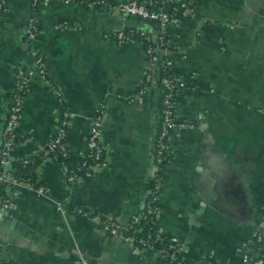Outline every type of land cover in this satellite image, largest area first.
Wrapping results in <instances>:
<instances>
[{
  "label": "crops",
  "instance_id": "0c3cea01",
  "mask_svg": "<svg viewBox=\"0 0 264 264\" xmlns=\"http://www.w3.org/2000/svg\"><path fill=\"white\" fill-rule=\"evenodd\" d=\"M181 2L191 13L170 26V35L177 50L174 74L185 82L177 93V116L190 126L169 137L155 228L162 238L176 237L191 264H245V255L264 264V0H169L163 8L178 13ZM0 4V132L22 67L31 86L16 128L17 152L42 150L66 123L67 147L82 156L101 104L110 149L108 165L80 182H68L59 160L51 159L39 172L47 194L12 190L14 207L0 208V260L156 264L160 260L73 209L124 222L143 211L162 89L154 84L142 104L133 100L150 58L142 42L120 44L114 34L145 29L154 35L156 25L61 0ZM31 21L35 39L28 36ZM36 55L43 57L46 78Z\"/></svg>",
  "mask_w": 264,
  "mask_h": 264
},
{
  "label": "built area",
  "instance_id": "2783aa9c",
  "mask_svg": "<svg viewBox=\"0 0 264 264\" xmlns=\"http://www.w3.org/2000/svg\"><path fill=\"white\" fill-rule=\"evenodd\" d=\"M40 0H33V2L39 3ZM49 1V0H48ZM67 4H78L77 0H61ZM92 3V4H91ZM90 3V6H96L99 8H107L113 12L121 13L125 16H135L146 22L153 23L157 27L156 33H154L153 40L157 41L159 45L165 46L163 51H156L152 46H147L145 48L146 54L150 58V68L162 69L168 67H174L175 59L169 55L167 52L168 45L166 41H164L165 33H170V26L178 24L181 19L185 16H188L191 13V8L183 2L181 4V11L170 12L163 8L165 2L162 4H154L153 7H149L150 2L147 0H124L117 4H105L103 0H94ZM162 5V6H161ZM3 7V4H0V9ZM141 30L140 35L145 38L148 42L151 41V33L146 31L145 29ZM28 36L30 39H35L38 35L37 28L35 26L34 21H31L28 26ZM114 38L116 42L120 44H133L136 42L144 41L139 38H135L132 33H127V31H120L114 34ZM168 44L171 45V38L168 40ZM36 65L38 67L39 73L44 78L47 77V72L44 67L43 57L36 55ZM154 73L146 72L145 77L142 80L140 85V90L133 97L135 102L142 104L145 99V95L149 92L150 87L156 84V76ZM31 75L24 70L22 67L18 68V79L17 83L14 87V93L12 96V105L9 109V112L6 116V127L0 132V208L7 211L14 207V195L13 189H4V184H12L14 187H25L29 189H33L37 191L39 194H47V189L40 185L35 188L34 185L30 183H26L20 181L19 179L13 176L14 168L12 166V162L15 159L14 155L11 153V150L14 146V140L16 139V128L22 118V106L23 100L25 96L30 91L31 86ZM149 82V83H147ZM163 92V114L164 120L162 128H160L155 137V146L153 149V160L151 167V177L155 178L156 186L155 188L148 187L147 196L150 197V201L147 203V213L152 215V222L155 228V222L160 215L161 207H160V190L163 184V178L160 173L163 169H165L166 162L164 161L167 158V154L170 152L169 146V137L176 130H182L190 126L187 122L176 123L175 116H177V93L178 91L185 86V82L175 74L172 75V78H164L162 80V84L159 85ZM57 90V88L54 87ZM177 90V91H176ZM176 92V94H175ZM61 95V93L59 92ZM67 115V113H66ZM107 115V108L105 104H101L97 106L95 109V115L91 121L89 126V130L87 133V151L89 152L88 157L93 159V163H90L87 166V169L81 173H79L75 169H71L70 171L67 169V165H62L66 170L67 180L70 183L80 182L85 173H96L98 171L103 170L108 163L110 162V149L104 137V122ZM67 126L66 123L62 124L56 133L47 141L46 145L48 148L45 151L46 154L50 152H55L56 150L63 151L69 150L67 148ZM56 154V152H55ZM83 157H86L82 155ZM58 155H55L53 158H49L48 160L58 159ZM47 160V161H48ZM45 161V162H47ZM44 162V163H45ZM81 169V167L79 168ZM40 181V178H39ZM60 207H64L65 203L59 202ZM75 210L83 216L93 218L101 223L104 230L112 236L124 237L122 230L125 229L129 224L140 223L142 220V213L139 215H135L130 220L124 222L120 218H114L106 215L103 217L99 213H94L95 210H89L84 208H75ZM91 211V212H90ZM143 227H139L136 230H142ZM156 229V228H155ZM158 235L160 239L167 242L169 245L174 246L176 248L175 251L166 253V249L164 248H156L152 247V255L156 260L163 261V259L167 260L166 264H170L176 260L177 255L182 256V246L180 241L173 236L168 237L167 239L162 238L159 231ZM130 242H135V239L131 237L129 239ZM148 241L146 239H140L139 244L142 246L147 245ZM82 259H84L82 257ZM170 259V261H169ZM250 261V256H244L245 264H248ZM8 261L0 260V264H15L13 262L6 263ZM181 264V263H178ZM191 264V262H190Z\"/></svg>",
  "mask_w": 264,
  "mask_h": 264
},
{
  "label": "trees",
  "instance_id": "16d2710c",
  "mask_svg": "<svg viewBox=\"0 0 264 264\" xmlns=\"http://www.w3.org/2000/svg\"><path fill=\"white\" fill-rule=\"evenodd\" d=\"M6 1L7 0H5V2ZM47 1L48 0H40L39 4H44ZM93 1L94 0H77V3L81 4V5H90V3ZM147 1L150 2L149 7H153V5L155 3L156 4H162L163 2L166 3L169 0H147ZM181 3H183V2H181ZM140 32H141V30H138V29H131V30L127 31V33H132V35H134L135 38L142 39L144 41L145 48H147V46H152L153 48H155L156 51H158V50L163 51L162 49L165 46H161L158 44L157 41H154L153 40L154 38L152 35H151V38H152L151 41L148 42L147 40H145V38L143 36L140 35ZM171 37L172 36L170 35L169 32L165 33L164 41H166V43L168 45V47H166V48H168L167 52L169 53V55H171L172 58H174V55H175L174 53H177V50H175L173 47H170V45L168 44V40H170ZM148 72H150V73L155 72L154 75L156 76V81H157L156 84H158V85L162 84V80L164 78H168V79L172 78V75L174 74L173 66L172 67L170 66L168 68H162L160 70L159 69L154 70L153 68H150L148 70ZM17 79H18V69L16 70V73H15L14 87L17 83ZM147 83H149V82H147ZM184 87H182V88H184ZM140 88L141 87H139L138 91L140 90ZM175 94H176V92H175ZM175 103L177 104V102H175ZM11 105L12 104H10V107H11ZM164 108L165 107L163 104V92H162L161 101H160L159 129L162 128V125H163V120H164L163 109ZM175 122L176 123H182L185 121L180 120L178 117L175 116ZM5 127H6V121L4 123L3 129H5ZM16 142H17V138L14 140L13 150H11V153L15 157V159L12 162V166L15 170L12 174L15 178L19 179L20 181L34 185L35 188L39 187L40 185H43V183L41 181H39V172L41 170V166L44 164L45 161H47L49 158H53L55 155H58L59 162L62 165L63 164L67 165V169L69 171L71 169H75L79 173H81L87 169L86 165H89L90 163L94 162L93 159L86 156L89 154L88 151H86L83 154L86 157L75 156L69 150H63V151L56 150L55 151L56 154L54 151L50 152L49 154H46L45 151L48 148L47 146H45L42 150L36 152L35 154L25 155V154L19 153L15 150ZM65 142H66V140H65ZM1 148H0V154L2 151ZM170 158H171V153L169 152L167 154V158L164 161V163L165 162L167 163ZM80 167H81V169H79ZM165 169H166V166H165ZM165 169H163L161 172H159L161 177L163 178V181L165 179ZM3 186H4V189H14L15 188L12 184L11 185L10 184H4ZM155 186H156L155 178L150 177L148 187L155 188ZM149 198L150 197H148V196L146 197L145 205H144V208L142 211L141 222L129 224L125 229L122 230V232L124 235L123 239L130 242L129 239L131 237H133L135 239V242H130V243L135 245V246L140 247L141 249L144 250V252L147 256L153 258L152 249H151L152 247L164 248V249H166V253L173 252L176 250V248L174 246L169 245L167 242L163 241L162 239H160L158 232L154 228L153 222H152V215L147 213V203L150 201ZM75 208H80V207L73 206V209H75ZM94 213H99L103 217H106V214L101 212V211H95V212H93V214ZM139 227H143L142 230H140V231L136 230V228L138 229ZM140 239H146L148 241L147 245L142 246L141 244H139ZM169 261H170V259H169ZM208 261L209 262L207 264H215L212 260H208ZM162 262L166 264L168 262V259L167 260L163 259ZM6 263H9V261ZM178 263L190 264V261L188 259H186L185 257H182L181 255L180 256L177 255L176 260L173 262H170V264H178ZM248 264H258V263H257V260L253 259V256H251Z\"/></svg>",
  "mask_w": 264,
  "mask_h": 264
},
{
  "label": "water",
  "instance_id": "95a60500",
  "mask_svg": "<svg viewBox=\"0 0 264 264\" xmlns=\"http://www.w3.org/2000/svg\"><path fill=\"white\" fill-rule=\"evenodd\" d=\"M8 1H10V0H8ZM12 150H13V148H12ZM249 247H250V248H255V247L253 246V244H250ZM151 258H152V257H151ZM156 264H163V263H162L161 261H157Z\"/></svg>",
  "mask_w": 264,
  "mask_h": 264
}]
</instances>
